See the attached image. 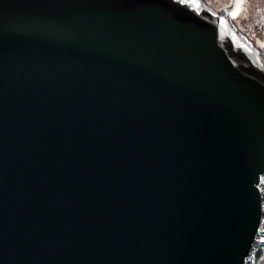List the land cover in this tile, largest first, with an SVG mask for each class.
Returning a JSON list of instances; mask_svg holds the SVG:
<instances>
[{"label":"water","instance_id":"1","mask_svg":"<svg viewBox=\"0 0 264 264\" xmlns=\"http://www.w3.org/2000/svg\"><path fill=\"white\" fill-rule=\"evenodd\" d=\"M194 4L0 0V264H245L264 64Z\"/></svg>","mask_w":264,"mask_h":264},{"label":"trees","instance_id":"2","mask_svg":"<svg viewBox=\"0 0 264 264\" xmlns=\"http://www.w3.org/2000/svg\"><path fill=\"white\" fill-rule=\"evenodd\" d=\"M199 2L212 4L216 8L232 4V0H199ZM228 21L238 41L258 55L264 64V0H245L238 14ZM250 264H264V240L260 249L252 253Z\"/></svg>","mask_w":264,"mask_h":264},{"label":"built area","instance_id":"3","mask_svg":"<svg viewBox=\"0 0 264 264\" xmlns=\"http://www.w3.org/2000/svg\"><path fill=\"white\" fill-rule=\"evenodd\" d=\"M258 186L262 194V219H261L258 232L255 236V240H254L251 252L246 258L245 264H250L252 253L260 249V247L262 246L263 240H264V174L261 176Z\"/></svg>","mask_w":264,"mask_h":264},{"label":"snow or ice","instance_id":"4","mask_svg":"<svg viewBox=\"0 0 264 264\" xmlns=\"http://www.w3.org/2000/svg\"><path fill=\"white\" fill-rule=\"evenodd\" d=\"M179 2L182 3V4H194V3H198L199 0H179ZM244 2H245V0H234V4L236 6L242 5ZM233 15H235V13H233ZM220 22L221 23L225 22L223 16L220 17Z\"/></svg>","mask_w":264,"mask_h":264},{"label":"flooded vegetation","instance_id":"5","mask_svg":"<svg viewBox=\"0 0 264 264\" xmlns=\"http://www.w3.org/2000/svg\"><path fill=\"white\" fill-rule=\"evenodd\" d=\"M232 2H233V0H232ZM193 5V4H192ZM229 6V5H228ZM231 6V5H230ZM195 9H197L199 12H201V11H203V10H205V9H209V10H211V11H213V12H216L218 9H220V8H216V7H214L212 4H202V3H200L199 5H198V3L197 4H194V6H193ZM230 19V18H229Z\"/></svg>","mask_w":264,"mask_h":264}]
</instances>
